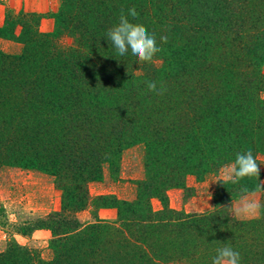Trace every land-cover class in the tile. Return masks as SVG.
Segmentation results:
<instances>
[{
  "label": "trees",
  "instance_id": "trees-1",
  "mask_svg": "<svg viewBox=\"0 0 264 264\" xmlns=\"http://www.w3.org/2000/svg\"><path fill=\"white\" fill-rule=\"evenodd\" d=\"M130 8L161 47L151 62L119 56L107 40ZM52 17L47 32L22 9L0 25L22 45L0 49V168L43 172L61 192L60 208L33 226L51 232L50 258L10 238L0 264H211L225 244L241 264H264V207L255 218L230 214L249 193L263 192L264 205L255 177L217 181L204 212L171 208L167 195L238 152L264 155V0H60ZM149 80L167 91H148ZM135 145L144 173L134 198L99 195L97 210L116 217L79 220L94 205L89 183Z\"/></svg>",
  "mask_w": 264,
  "mask_h": 264
},
{
  "label": "rangeland",
  "instance_id": "rangeland-1",
  "mask_svg": "<svg viewBox=\"0 0 264 264\" xmlns=\"http://www.w3.org/2000/svg\"><path fill=\"white\" fill-rule=\"evenodd\" d=\"M35 2V4H34ZM38 4L40 14L39 29L43 32L53 29L54 20L52 14L57 11L60 0H0V25H5L12 17H15L18 9L31 11ZM54 8V12L51 11ZM19 31V27L16 28ZM68 43L70 39L63 38ZM0 49L6 53H19L22 45L19 42L4 39L0 37ZM264 72V63L262 65ZM260 163H264V155L259 156ZM231 163L225 164L229 165ZM224 165V166H225ZM262 179L264 180V164H260ZM144 173L143 166V146L135 145L124 149L120 155L119 163L116 167H104L102 178L98 181L90 182L88 185L90 204L93 206L79 212L77 217L81 221L91 220L94 216H100L96 204L101 202L96 199L99 195H115L121 200L129 201L134 198L136 186L133 183L140 175ZM197 186H187L188 178ZM219 179L218 171L206 175L202 180H197L194 176H188L182 189L183 199L196 195L198 191H208L211 204L208 209L213 207V196L216 180ZM98 191L110 192L98 194ZM196 191V192H195ZM115 193V194H114ZM129 194L132 198L129 199ZM263 192L249 193L243 197L257 199L261 202ZM242 197V198H243ZM232 203L230 214L233 216L232 209L239 205L241 199ZM61 192L55 185L53 177L33 169L4 166L0 168V251L6 246L10 238H14L19 244L39 251L43 259H49L51 251L49 249V240L51 232L47 229H34L38 220L47 214L60 208ZM160 202L157 199L152 201V206L157 208ZM207 206L206 204H201ZM113 219L116 217V210L112 208ZM182 210L183 209H176ZM259 214V213H258ZM258 216V215H257ZM256 216V217H257ZM234 217V216H233ZM101 218V217H99ZM103 218V217H102ZM249 219V218H241ZM23 229L25 234L16 233Z\"/></svg>",
  "mask_w": 264,
  "mask_h": 264
},
{
  "label": "clouds",
  "instance_id": "clouds-1",
  "mask_svg": "<svg viewBox=\"0 0 264 264\" xmlns=\"http://www.w3.org/2000/svg\"><path fill=\"white\" fill-rule=\"evenodd\" d=\"M129 17L132 19L130 20ZM137 18L138 13L135 8H130L127 14L121 10L119 22L107 31L106 37L119 56H125L130 52L141 63L151 62L161 51V47L157 44L155 34L149 33L143 23L134 22ZM160 40L162 43H167L166 36H161ZM145 83L147 90L156 95H163L167 91L163 83L158 85L152 80ZM260 164L264 163H258L251 151L238 152L233 163L218 169L219 179L216 181L224 185L229 182L237 184L245 177H255L260 181L255 191H264V180H260ZM247 191L248 189H245V192ZM262 207L264 205L259 200L243 197L240 204L232 209L233 216L236 219L255 218ZM211 264H241V256L239 251L225 244L216 249Z\"/></svg>",
  "mask_w": 264,
  "mask_h": 264
},
{
  "label": "crops",
  "instance_id": "crops-1",
  "mask_svg": "<svg viewBox=\"0 0 264 264\" xmlns=\"http://www.w3.org/2000/svg\"><path fill=\"white\" fill-rule=\"evenodd\" d=\"M35 4V2H34ZM38 4L36 7H32L30 10L32 12L35 11H39L38 9ZM21 9V8H20ZM18 9V10H20ZM54 8H51V11L54 12V10H52ZM25 11V10H24ZM41 30V29H40ZM140 175L136 178L139 179ZM189 179H193L188 178L187 180V186L190 185H194L197 186L198 183H194L192 180ZM196 192V191H195ZM98 194H105V193H110V192H103V191H98ZM115 194V193H114ZM208 194H210L208 191H198V193L196 195H193L191 197H187L186 199H183V195H182V189H178V188H171L167 191V195H168V204L171 208L174 209H183L185 212L187 213H198V212H204L209 210L208 204H211V199L208 196ZM132 198V195L129 194V199ZM154 200V199H153ZM152 200V201H153ZM201 204H206L207 206H202ZM160 207V204L157 208L158 209ZM100 216L99 217H103L105 219H113V211L110 209H101L99 211Z\"/></svg>",
  "mask_w": 264,
  "mask_h": 264
}]
</instances>
